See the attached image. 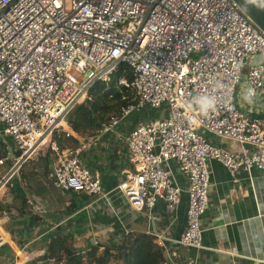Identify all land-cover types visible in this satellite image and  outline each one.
<instances>
[{
	"label": "built area",
	"instance_id": "1",
	"mask_svg": "<svg viewBox=\"0 0 264 264\" xmlns=\"http://www.w3.org/2000/svg\"><path fill=\"white\" fill-rule=\"evenodd\" d=\"M121 64L131 76L116 79L117 114L80 136L68 115ZM262 104L264 32L233 0H0V191L43 151L58 189L104 201L116 193L147 214L161 203L173 215L179 176L188 201L175 243L203 250L208 164L231 176L264 171ZM146 109L160 118L126 130ZM104 136L122 139L129 165L107 193L83 160ZM5 234L0 223V248L11 247Z\"/></svg>",
	"mask_w": 264,
	"mask_h": 264
},
{
	"label": "crops",
	"instance_id": "2",
	"mask_svg": "<svg viewBox=\"0 0 264 264\" xmlns=\"http://www.w3.org/2000/svg\"><path fill=\"white\" fill-rule=\"evenodd\" d=\"M260 110L264 116V104ZM142 114L154 116L155 111ZM137 121L141 117L129 121L126 130ZM209 139L233 153L240 151L232 141ZM101 140L94 151L84 153L83 160L99 176L103 192L107 193L121 181L129 165L122 139L104 136ZM26 165L6 187L9 195L5 203L13 205L17 210L11 214L19 217L13 231L15 239L5 234L14 263L29 264L45 255L48 243L58 235H73L60 248L71 246L83 252L97 242L115 245L127 233H144L162 247L163 264H264V171L254 169L249 174L231 176L221 164H208V207L200 220L204 249L197 251L175 243L185 226L188 201L184 180L179 176L177 182L183 193L175 213L169 215L157 203L147 214L132 209L116 193L104 201L54 187L47 176L50 158L46 152ZM160 234L162 241L156 238Z\"/></svg>",
	"mask_w": 264,
	"mask_h": 264
},
{
	"label": "trees",
	"instance_id": "3",
	"mask_svg": "<svg viewBox=\"0 0 264 264\" xmlns=\"http://www.w3.org/2000/svg\"><path fill=\"white\" fill-rule=\"evenodd\" d=\"M130 77L127 66L121 64L117 73L112 74L108 86L104 83H94L87 92L86 100L75 108L67 117V124L82 137H91L107 122L110 116L117 114L119 103V88L116 79L122 74ZM61 143L74 144L76 141L62 139ZM73 239L72 234L53 238L44 251L45 255L31 261L29 264H163V249L155 243V238L144 233H127L122 240L110 245L97 242L83 252H77L71 246H63ZM4 257L14 255L8 246H3ZM0 248V249H2ZM12 263V262H11Z\"/></svg>",
	"mask_w": 264,
	"mask_h": 264
},
{
	"label": "rangeland",
	"instance_id": "4",
	"mask_svg": "<svg viewBox=\"0 0 264 264\" xmlns=\"http://www.w3.org/2000/svg\"><path fill=\"white\" fill-rule=\"evenodd\" d=\"M237 89H239V87H237ZM144 112L149 113V115L152 113L151 110L146 109L144 111H141L139 114H134V115L130 116L127 120H129V121L137 120L138 117H141V120L149 119V117H150V119H159L160 116H161V112L159 110L155 111V115L154 116L153 115L152 116H148L147 115L148 117H144L143 116L142 113H144ZM139 122L137 121V124ZM200 132L202 134L208 136V134H206L204 131L200 130ZM208 138H210V137L208 136ZM60 142H61V140L59 141V143ZM8 195H9V193H8L7 188H5L2 193H0V221H1L0 223H2L3 228L6 231V233H8L9 235H12L13 238H14L15 234H14L13 231H14V229L16 227H18V223L17 222L19 220V217H15L14 215L11 214L12 210H17V209L14 208L13 205L5 203L7 201V196ZM90 199H92V198H90ZM4 250H5L4 248L0 249V264H11V262L13 264L15 262V258L14 257L12 258L11 256H7V257H4V260H3V257L1 255H3L2 253H3ZM11 253H13V252H11ZM13 255H14V253H13Z\"/></svg>",
	"mask_w": 264,
	"mask_h": 264
},
{
	"label": "water",
	"instance_id": "5",
	"mask_svg": "<svg viewBox=\"0 0 264 264\" xmlns=\"http://www.w3.org/2000/svg\"><path fill=\"white\" fill-rule=\"evenodd\" d=\"M264 32V0H233Z\"/></svg>",
	"mask_w": 264,
	"mask_h": 264
},
{
	"label": "bare ground",
	"instance_id": "6",
	"mask_svg": "<svg viewBox=\"0 0 264 264\" xmlns=\"http://www.w3.org/2000/svg\"><path fill=\"white\" fill-rule=\"evenodd\" d=\"M48 140H49V137H46L45 139H43L41 145H45L48 142ZM3 241L6 242V236L5 235L3 236ZM17 256H18V254H17ZM14 264H18V262L16 261V263H14Z\"/></svg>",
	"mask_w": 264,
	"mask_h": 264
}]
</instances>
